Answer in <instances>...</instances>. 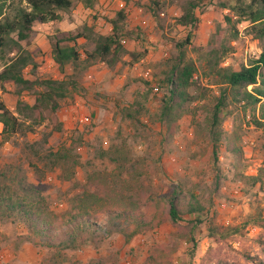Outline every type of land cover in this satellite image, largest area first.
I'll list each match as a JSON object with an SVG mask.
<instances>
[{
  "label": "rangeland",
  "instance_id": "rangeland-1",
  "mask_svg": "<svg viewBox=\"0 0 264 264\" xmlns=\"http://www.w3.org/2000/svg\"><path fill=\"white\" fill-rule=\"evenodd\" d=\"M151 1L72 0L69 10L57 11L61 15L60 20L34 25L36 33L26 48L33 54L37 65L35 73L41 79L64 77L52 60L50 35L58 31L83 32L88 37L79 38L78 43L91 50L95 39L94 36L89 37L87 29L101 34L110 33L108 20L119 9L126 12L128 27H139L143 33V41L128 38L124 47L133 56L140 55L145 49L147 52L136 61L132 55L123 53L112 66L95 60L79 77L84 91H70L60 99L57 111L35 125L34 132L6 135L0 128V167L21 164L27 180L38 185L49 210L55 213L69 207V198L75 188L90 184V188L98 192L103 188H116V197L111 201L104 198L102 204L135 206L146 211L154 222L161 220L153 229L133 236L128 244L124 243L122 235L113 234L96 246L88 243L76 250L66 251L64 264H68L69 260L85 263L92 258L104 257L110 251L117 253L116 264H144L152 243L167 244L165 251L169 254L158 258V264H208L205 253L214 244L207 237L204 219L194 230L193 244L188 237L179 240L178 231L164 217L165 204L161 197L170 193L177 181L185 192L192 191L200 196L207 215H214L215 223H245V236L232 241L231 245L235 251L245 250L251 255L261 256V247L255 240L264 238V227L255 223L253 217L257 215L259 205H264V202L259 204L257 201L263 193L241 180H231L229 176L222 180L218 195L210 196L211 203H208L213 175L211 149L204 125L219 89L213 76L202 74L208 67L205 50L197 52L188 48L186 51V57L194 60L198 68L194 78L197 77L208 90L205 96L194 102V116H184L177 121L172 137H166L164 126L151 122L146 113H141L138 121L121 116V109L130 107L138 92H147L145 108L148 112L156 109L159 95L156 83L162 71L167 69V61L176 54L174 41L183 39L189 33L188 27L175 22L187 0H158L163 13L160 19L154 17ZM225 1L228 0H203V4L196 9L199 22L190 39L195 46L205 47L213 43L216 31L227 30L232 36L235 26L237 35L230 38L233 51L223 57L221 65L237 67L256 57L263 42L250 34L245 20L219 4ZM230 3L233 4V1ZM19 7H25L23 0H4L0 17L11 18ZM225 16L230 20L226 21ZM10 37L14 38V34ZM12 45L8 42L5 47L7 56L15 53V50L11 52ZM65 71L71 73L69 67ZM29 72L30 66L24 68L25 76ZM144 81L151 83V90ZM13 89L10 84L0 88V101L14 111ZM20 99L32 103V93L25 91ZM247 113L233 105L223 110L222 137L226 139L234 133L239 135L243 169L246 174H254L264 160V127L254 126L251 115ZM28 123H24L23 129ZM123 143L129 153V161L117 175V161H113L110 154L115 157L114 151ZM70 146L76 148L78 162L75 165L70 162L54 164L48 152L44 153L49 149L56 151ZM224 157V147L221 146L218 159L224 162ZM193 217L197 215H184V219ZM99 219L102 217L99 216ZM0 232L7 236L6 240L0 241V264H42L47 261L45 249L28 242L15 244L17 235L25 233L21 223L0 222ZM226 258L233 259V255L229 253Z\"/></svg>",
  "mask_w": 264,
  "mask_h": 264
},
{
  "label": "trees",
  "instance_id": "trees-1",
  "mask_svg": "<svg viewBox=\"0 0 264 264\" xmlns=\"http://www.w3.org/2000/svg\"><path fill=\"white\" fill-rule=\"evenodd\" d=\"M23 1L25 7H19L11 18L0 17V88L4 89L6 84H10L15 95L14 111L0 101L1 132L6 135L34 132L35 125H39L47 116L57 111L60 99L66 97L70 91H84L79 84V77L95 60L112 66L120 60L123 53L132 55L136 61L141 54L147 52L145 49L140 55L133 56V53L124 47L128 38L143 41V33L139 27H128L126 12L119 9L108 20L111 25L110 33L101 34L92 31L91 28L87 29L89 37L94 36L95 39L91 50L78 43L79 38L88 37L83 32L58 31L50 35L48 39L51 57L64 77L41 79L35 73L37 65L33 60V54L26 48L36 33L34 25L60 20L61 15L57 11L69 10L73 2ZM150 4L154 17L160 19L163 16L160 3L158 0H152ZM202 4L203 0H187L181 13L175 18L177 24L189 28V33L183 39L174 41L176 54L167 61V69L162 71V76L156 83V89L159 91L156 109L150 113L145 108L147 92L143 91L134 96L130 107L121 109V116L138 121L140 114L146 113L151 122L164 126L166 137H172L177 121L184 116L193 117L196 106L194 102L205 96L208 90L200 84L197 77L194 78L198 68L194 60L186 57V51L188 48L197 52L205 50L208 67L202 74L206 77L213 76L219 89L204 125L211 149L213 175L210 194L207 195L208 203H211L210 196L218 195L222 180L230 176L231 180H241L245 185L257 188V191L263 193L262 197L257 198L261 204L264 202V160L254 174H246L242 164V145L238 144L239 135L234 133L223 139L221 123L223 110L233 105L236 108L240 107L244 113L248 111L247 114L251 115L254 126L264 127V0H228L219 3L222 7L231 9L241 20H245L250 34L263 42V47L256 57L237 67L221 65L223 57L233 51L230 38L237 35L238 30L235 26L232 36L227 30L216 31L213 43L205 47L195 46L191 42L190 36L199 22L196 9ZM224 19L230 20L228 16ZM11 34H14V38L10 37ZM8 42L13 44L11 52L15 50L11 56L5 53ZM27 66H30V72L25 76L23 71ZM67 67L71 73L65 71ZM144 84L150 88V82L144 81ZM36 87L40 89H35ZM25 91L32 93V103L20 99ZM26 121H29L28 126L23 129ZM221 146L225 152L224 162L218 159ZM75 149L74 146H70L56 151L49 149L44 153L48 152L54 164L70 162L75 165L78 162ZM114 152L115 157L109 154L113 161H117L119 175L129 161V153L124 143ZM23 170L21 164L0 167V222L21 223L25 233L17 235L15 244L28 242L45 249L47 261L42 264H64L67 260L66 251L76 250L88 243L96 246L113 234L122 235L124 243L128 244L136 234L147 232L161 223V220L154 222L146 211H141L135 206L102 204L104 198L111 201L116 197L114 195L116 188H103L98 192L90 188V184L75 188L69 198V207L61 213H55L49 210L38 185L29 182ZM161 198L165 204L164 217L178 231L179 240L188 237L194 244V230L204 219L207 237L214 244L213 247L209 246L205 253L208 264H264V238L255 240L261 247V256L251 255L245 250L235 251L231 245L232 241L245 236V223L241 225L215 223L214 215L210 217L207 215L200 196L192 191L185 192L179 181L170 193L162 195ZM258 208L259 211L253 217V221L264 227V205L261 207L259 205ZM184 215L197 217L184 219ZM99 216L102 219H99ZM6 239L7 236L0 232V241ZM166 246L167 244L152 243L144 264H158L160 262L158 258L167 257L169 252L165 251ZM229 253L233 255V259L226 258ZM116 261L117 253L110 251L104 257L92 258L85 263L69 260L68 264H116Z\"/></svg>",
  "mask_w": 264,
  "mask_h": 264
},
{
  "label": "built area",
  "instance_id": "built-area-1",
  "mask_svg": "<svg viewBox=\"0 0 264 264\" xmlns=\"http://www.w3.org/2000/svg\"><path fill=\"white\" fill-rule=\"evenodd\" d=\"M0 128H2V124H1V122H0Z\"/></svg>",
  "mask_w": 264,
  "mask_h": 264
}]
</instances>
